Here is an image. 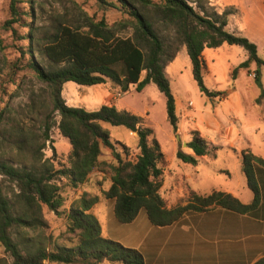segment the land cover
<instances>
[{"label":"trees","instance_id":"16d2710c","mask_svg":"<svg viewBox=\"0 0 264 264\" xmlns=\"http://www.w3.org/2000/svg\"><path fill=\"white\" fill-rule=\"evenodd\" d=\"M97 1L100 5L119 10L121 18L112 24L104 18L97 20L88 16L82 26L58 23L45 36L42 46V53L51 63L49 68L32 59L30 25L25 26L28 31L20 37L27 41L26 46L20 49V60L25 55L29 59L24 67H18L19 60L12 68H27L46 86L51 113L59 118L57 128L68 140L70 152L68 165L57 170L19 169L0 159V246L4 255L9 257V261L5 256L0 257V264H101L104 261L145 264L137 249L124 247L101 236L99 223L89 212L99 201L96 195L80 194L64 213L67 231L77 238L74 246L60 245L57 238L47 232L48 223L43 217L42 206L60 215L59 210L65 201L57 180L63 179L71 188L83 185L88 175L99 168L102 148L110 150L116 162L111 167L110 186L102 191V195L105 200H113L114 217L120 224L134 221L140 210L145 211L152 226L166 227L180 221L188 212L201 213L221 208L247 214L260 203L255 168L264 167V160L246 149L240 152V169L252 193L250 203L242 204L221 191L200 195L190 190L184 205L167 208L159 195L163 169L158 164L162 163L163 154L158 142L152 138V130L141 127L135 115L116 110L112 105L86 111L67 106L61 97L62 85L66 82L93 86L109 81L121 92L128 91L132 85L141 92L147 84L153 83L165 98L167 120L176 132L175 103L164 69L175 58L180 46L186 50L193 80L206 97L214 98L219 94L209 91L203 84L204 48H218L222 44L241 47L247 58L233 71V77L238 70L250 73L251 64L257 68L264 66V60L258 57L253 43L225 30L232 12L208 13L201 3L195 9L185 0ZM9 12L10 18L3 27L15 35L13 25L21 23L26 14L22 16L18 10L17 0H10ZM156 25L164 29L171 27L173 36L165 41L157 33ZM126 29L131 31L130 36L119 35ZM253 79L259 84L258 69L254 71ZM1 118L0 111V123ZM101 123L122 126L136 134L138 154L134 159H122L114 151L109 133ZM45 139L49 140L47 133ZM187 146L191 155L176 152V157L186 164L196 165L198 158L210 153L208 143L197 131L191 133ZM121 148L128 155V148L125 145ZM7 187L10 197L4 192ZM252 264H264V256Z\"/></svg>","mask_w":264,"mask_h":264},{"label":"rangeland","instance_id":"374dc122","mask_svg":"<svg viewBox=\"0 0 264 264\" xmlns=\"http://www.w3.org/2000/svg\"><path fill=\"white\" fill-rule=\"evenodd\" d=\"M106 1L114 3V0ZM185 1L195 9L201 3L208 13L231 11L225 30L248 39L256 46L258 57L264 60V0ZM9 4L10 0H0V159L19 169L57 170L68 165L70 144L59 133V118L51 113L46 86L27 68H12L20 60L21 47L27 44L20 37L28 31L25 26L30 25L33 34L32 59L40 66L49 68L51 63L42 53V46L45 36L52 32L54 26L58 23L82 26L86 16L97 20L104 18L112 24L121 18V13L115 8L100 5L97 0H17L18 10L22 16L23 13L26 16H23L21 23L13 25L17 33L14 35L3 27L4 22L10 18ZM155 28L165 41L173 36L171 27L164 29L156 25ZM119 35L127 37L131 35V31L126 29L119 32ZM246 58V52L235 45L222 44L218 48H204L203 84L209 91L219 94L214 98L206 97L193 80L185 48L179 47L175 58L164 69L175 103L176 132L167 120L165 98L153 83L147 84L141 92H137L133 85L128 91L121 92L109 81L93 86L66 82L62 85L61 97L67 106L86 111H95L102 105H109L115 98L113 103L116 110L135 115L139 118L141 127L152 130V138L158 142L163 154V161L158 165L166 175L163 176L159 195L167 208L184 205L190 189L205 195L212 191L224 192L230 188L244 200L242 194L248 197L251 192L240 169V152L247 149L264 160V122L260 121L264 115V66H249L251 71L258 69L259 84L244 70H238L235 77L232 75ZM27 59L29 57L25 55L17 63L18 67H24ZM225 92H228L226 97L221 96ZM215 120H220L232 130L227 139L222 138V146L218 143L217 131L212 132L210 128ZM101 126L108 131L114 151L122 159H134L138 154L136 134L122 126L106 123H101ZM255 127H259L260 131L255 132ZM193 131L199 132L210 148V153L199 158L196 165L183 163L176 157L177 151L192 154L187 143L191 140ZM45 133L49 140L45 139ZM229 144L235 147L228 146ZM121 145L128 148V155L124 154ZM98 161L99 168L93 170L81 186L71 188L63 179L57 180L65 201L59 210L60 215L42 206L43 217L48 223L47 232L57 238L60 245L74 246L77 238L67 231L64 213L75 198L87 193L99 198L89 212L98 221L103 238L138 250L145 237L147 241L154 238L160 249L168 236L167 231L172 228L160 231L161 228L152 226L144 210H140L131 223H118L113 213V200H105L102 195V191L110 186L111 167L116 162L112 152L105 148L101 149ZM9 191V187L4 189L10 197ZM197 213L188 212L184 215ZM185 221L183 218L174 227L179 229ZM3 256V248L0 246V257ZM6 259L9 261V257ZM101 264L114 263L104 261Z\"/></svg>","mask_w":264,"mask_h":264},{"label":"crops","instance_id":"0c3cea01","mask_svg":"<svg viewBox=\"0 0 264 264\" xmlns=\"http://www.w3.org/2000/svg\"><path fill=\"white\" fill-rule=\"evenodd\" d=\"M252 65V64H251ZM248 76L254 71L249 70ZM225 92L223 97H226ZM109 105H113V101ZM264 109V108H263ZM261 110L259 111L260 114ZM264 122V115L260 118ZM211 131H217L218 143L222 146V138L231 135V127H225L223 122L215 120L210 125ZM254 131L259 132V127ZM228 146L235 147L233 144ZM255 155V154H253ZM256 157H260L255 155ZM201 158V157H200ZM199 160V158H198ZM166 172L163 170V176ZM244 176V175H243ZM245 178V177H244ZM255 178L260 190L258 207L247 213L237 214L220 208L184 215V225L179 229L174 223L166 227H158L167 231V238L158 249L154 238L147 241L144 238L139 252L145 264H252L264 256V167L256 166ZM246 182V179H245ZM192 190V189H190ZM249 190V189H248ZM224 193L237 198L242 204H248L251 196L242 194L244 200L227 188ZM183 218L181 220H183ZM160 244V243H159Z\"/></svg>","mask_w":264,"mask_h":264}]
</instances>
